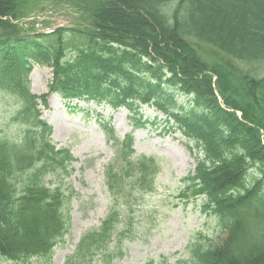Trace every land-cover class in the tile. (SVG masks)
Masks as SVG:
<instances>
[{
  "label": "trees",
  "instance_id": "trees-1",
  "mask_svg": "<svg viewBox=\"0 0 264 264\" xmlns=\"http://www.w3.org/2000/svg\"><path fill=\"white\" fill-rule=\"evenodd\" d=\"M94 1L87 26L28 35L35 21L30 30L20 20L41 0H0V93L17 101L23 126L20 137L0 135V264L50 257L68 229L62 192L46 178L69 173L74 157L68 147L57 149L52 127L40 119L39 101L46 105L49 93L30 92L35 62L52 67L50 92L107 97L133 112L148 103L190 140L196 166L179 196L201 199L221 229L220 243L194 239L188 258L174 264H264V0ZM174 90L192 99L189 108L170 104ZM133 143L127 135L106 168L113 197L154 187L160 171L155 156L132 160ZM110 210L65 264L120 256L121 209ZM148 264L170 263L164 257Z\"/></svg>",
  "mask_w": 264,
  "mask_h": 264
},
{
  "label": "rangeland",
  "instance_id": "rangeland-1",
  "mask_svg": "<svg viewBox=\"0 0 264 264\" xmlns=\"http://www.w3.org/2000/svg\"><path fill=\"white\" fill-rule=\"evenodd\" d=\"M93 4L90 0H42L40 4L35 3L37 7L29 18L23 20V26L31 30L33 27L28 22H42L45 19L56 26H64L72 23L69 16L75 17L78 24L81 19L85 24L89 19L84 12ZM38 25L42 27L41 23ZM69 53L72 54V51ZM30 77V89L41 94L48 89L52 68L37 64ZM171 95V105L178 108L184 106L186 109L190 107L185 95L176 91ZM49 99L53 104L42 109V117L53 125L54 142L59 146L71 147L75 160L70 174L47 177L53 187L62 185L64 200L71 194V202L66 204L70 212L69 225L67 235L55 249L50 263L45 259L34 260L35 263L64 264L68 256L74 253L81 237L101 224L111 202L128 206L123 208L122 217H126L120 224V232H125L120 235L122 255L113 260L102 259L97 255L87 258L86 264H145L165 256L170 257V263H174L182 255L188 257L186 248L191 238H199L203 242L216 239L221 232L216 219L204 215L198 204L185 202L178 196V192L184 188L181 181L196 165L192 144L181 132L165 127L164 121L154 125L148 123L136 129V121L127 108H112L105 103L97 105L84 100L74 102L78 107L69 106L58 93ZM16 106L15 99L0 97V134L11 137L22 135L23 126L16 119ZM155 116L158 121L166 118L162 111L149 106L145 107V114L141 118L151 121ZM108 122L119 141L133 133L136 152L133 159L149 155L158 157L160 172L157 186L151 192L135 194L128 188L125 189L126 197H123L122 191L113 201L107 196L108 187L104 184L103 170L107 162L114 160L117 148L104 126ZM198 233H202L203 238ZM114 245V242L111 243L110 250H117Z\"/></svg>",
  "mask_w": 264,
  "mask_h": 264
},
{
  "label": "bare ground",
  "instance_id": "bare-ground-1",
  "mask_svg": "<svg viewBox=\"0 0 264 264\" xmlns=\"http://www.w3.org/2000/svg\"><path fill=\"white\" fill-rule=\"evenodd\" d=\"M51 104H53V103H51Z\"/></svg>",
  "mask_w": 264,
  "mask_h": 264
}]
</instances>
